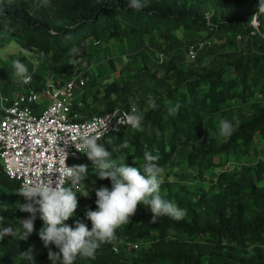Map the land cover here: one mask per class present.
Masks as SVG:
<instances>
[{"label": "trees", "instance_id": "1", "mask_svg": "<svg viewBox=\"0 0 264 264\" xmlns=\"http://www.w3.org/2000/svg\"><path fill=\"white\" fill-rule=\"evenodd\" d=\"M142 2L146 6L137 12L128 7V0H0V12L15 28L7 33L10 38L17 39L28 52L65 57V63L53 73L58 77L80 76L90 69L93 57L89 42L99 45L104 37L119 39L125 29L144 35H174L183 29L199 35L206 32L208 39L226 33L247 37L248 46L243 51L222 55L224 64L219 71L185 69L172 57L162 74H151L152 82L144 91L134 92L112 81L94 95L105 100L107 109L114 99L120 107L97 110L92 116L113 109L129 110V99L136 100L145 113L143 132L123 127L100 143L112 153V159L119 162L123 158L127 165L143 171L145 151L159 155L158 163L165 167L183 150L187 152L188 169H195L199 176L215 171V189L209 193L205 188L192 190L182 185L173 191L164 182L162 198L186 210L181 221L163 217L151 224V212L140 205L131 222L117 229L115 241L102 245L94 259L77 257L74 264H264V152L254 158L257 146H264V12L259 10V0ZM254 20L259 23V31L252 25ZM4 33L0 23V36ZM74 46L79 49L77 54L70 53ZM149 96L157 104L155 109L147 103ZM249 104L252 113L247 120H230L237 125L231 137L220 136L218 128L215 135L206 132V117L226 119L231 107ZM173 108L176 111L170 113ZM77 112L80 114L79 109ZM124 141L129 146L119 148ZM134 159L139 162L137 166ZM81 163L95 170L86 154L72 165ZM96 179L83 187L84 192L89 191L87 198H94L92 210L96 209L93 189L111 188L110 180H101L98 175ZM69 186L78 195V206H83L86 197L79 196L82 193L71 180ZM20 188L18 181L6 176L0 163V202L12 207L0 210V230L14 231L0 240V264H29L21 251L30 247L35 264H52L49 248L53 252L59 249L54 245L45 248L40 240L43 221L39 212L33 233L26 241L20 239V220L29 217L18 207L26 203L17 194ZM135 246L142 247L137 250Z\"/></svg>", "mask_w": 264, "mask_h": 264}, {"label": "clouds", "instance_id": "2", "mask_svg": "<svg viewBox=\"0 0 264 264\" xmlns=\"http://www.w3.org/2000/svg\"><path fill=\"white\" fill-rule=\"evenodd\" d=\"M9 3L12 0H8ZM146 6L142 0H128V7L139 12ZM259 10L264 12V0H259ZM0 23L6 33L15 31L11 27L10 19L0 12ZM79 49L73 47L71 54H77ZM161 62L163 59L161 58ZM13 72L11 79L16 82L28 84L32 75L27 65L20 59L12 61ZM148 105L155 109L157 104L153 97L147 98ZM6 100L0 97V108H3ZM129 110L118 119V124L139 132L145 130V113L138 107L136 100L129 99ZM179 108V105L176 106ZM7 111V109H4ZM175 108L169 109L174 113ZM238 123V122H237ZM236 124L228 119H221L218 122V134L222 137H231L236 130ZM159 133L157 132V135ZM216 133H209L215 135ZM99 136L91 135L87 131L78 136L79 144H75L77 151L86 154L95 174L99 179L111 181V188L100 186L94 188L96 209H88L85 218L91 222V228L80 219L74 221V227L66 224L73 218L78 208V195L72 186L65 187L63 181L51 178L33 184L23 185L18 195L24 197L26 203L18 205L20 211L30 214L29 217L20 220L22 234L20 239L27 240L35 230L36 213L39 212V219L43 221L38 236L45 248L54 245L59 252H53L49 248L48 259L52 264H74L77 257L94 259L97 250L106 243L117 239V229L128 225L131 218L136 214L140 205L145 206L151 212V224H156L163 217L173 221H181L186 216V210L180 208L176 203L162 198L160 195L161 185L164 183V167L160 166L159 155H152L144 152L143 171L140 167L129 166L123 158L112 159V153L105 150L102 144L98 143ZM128 142L124 141L119 148H127ZM134 163L137 160L134 159ZM88 165L78 164L72 167L66 166L65 175L71 178V185L84 183L88 179ZM79 196L89 197V191ZM14 234L12 228L0 230V240L5 236ZM21 256L35 264V255L30 247L27 251H21Z\"/></svg>", "mask_w": 264, "mask_h": 264}, {"label": "rangeland", "instance_id": "3", "mask_svg": "<svg viewBox=\"0 0 264 264\" xmlns=\"http://www.w3.org/2000/svg\"><path fill=\"white\" fill-rule=\"evenodd\" d=\"M256 25L259 26L258 21ZM246 40L247 37L240 38L235 33H226L208 39L206 32L199 35L183 29L174 35L156 32L144 35L140 32H130L125 29L119 39H107V37H104L99 45L90 41L88 51L93 57V65L90 69L84 70L83 73L92 81L94 80V82H91L82 92L76 93V101L85 103V105H81L79 111L92 115L97 110H100L99 112L106 111L105 100L95 99L94 95L102 90L104 84H109L112 81L127 85L134 92L139 89L144 91V88L152 82L151 74L153 72L162 74L164 65L172 57L185 69L219 71L224 64L222 55L225 52L243 51L248 46ZM205 42H210L211 47H205ZM192 49L198 53V57L194 61H190L188 58V52ZM161 56H165L167 60L161 62ZM16 59H20L27 65L32 76L56 74L57 71L55 70L65 63V57L61 54L50 53L45 55L28 52L23 49L17 39L10 38L7 33L4 34L0 38V97L8 100L14 99L23 87L22 82H16L11 79L13 72L11 65L12 61ZM31 65L35 67V71H30ZM45 100V98L40 100L43 106L47 105ZM112 107H120L115 99L109 103L108 109ZM231 108L226 119L236 123L247 120L252 113L251 104ZM221 119L225 118L220 116L206 117V132H215ZM181 151L170 164L164 167V182H168L173 191H177L180 186L186 185L192 190L205 188L209 193H212L215 189V171L199 176L195 169L186 167L185 158L187 152ZM261 152H264V146L258 145L254 152V158L258 159ZM133 164L137 166L139 162L137 161V163ZM96 178L95 170H89L88 179L78 185L83 190L86 182H95ZM93 202L94 198H86L84 205L78 206L77 212L85 214L89 208L91 209ZM11 209L12 207L8 202H0V210L9 211ZM28 215L30 216L29 213H27ZM23 219H25V216ZM88 227L89 229L91 228L90 226ZM141 247L135 246L137 250Z\"/></svg>", "mask_w": 264, "mask_h": 264}, {"label": "built area", "instance_id": "4", "mask_svg": "<svg viewBox=\"0 0 264 264\" xmlns=\"http://www.w3.org/2000/svg\"><path fill=\"white\" fill-rule=\"evenodd\" d=\"M256 23L254 20L252 25L259 31ZM204 44L211 47L210 42ZM197 57L196 50L188 52L190 61ZM89 82L88 77L81 76L67 80L54 74L43 79L32 76L14 99H5L6 104L0 108V163L8 178L18 181L21 187L49 178L59 179L67 187L71 178L65 175L66 166L72 167V162L84 155L74 144H79L78 136L87 131L99 136L101 143L126 127L119 125L118 119L128 110L113 109L100 116L80 118L77 109L82 103L76 101V93L87 88ZM42 98L46 106L41 104ZM75 189L83 191L78 184ZM76 219L91 227V222L77 211L65 223L74 226Z\"/></svg>", "mask_w": 264, "mask_h": 264}, {"label": "crops", "instance_id": "5", "mask_svg": "<svg viewBox=\"0 0 264 264\" xmlns=\"http://www.w3.org/2000/svg\"><path fill=\"white\" fill-rule=\"evenodd\" d=\"M5 34V33H4ZM4 34H2L1 36H0V38L4 35ZM8 40V39H7ZM32 66V65H31ZM56 70H58V69H56ZM55 70V71H56ZM30 71H35V67L34 66H32L31 67V70ZM49 75V74H48ZM48 75H43V76H48ZM53 75V74H52ZM85 74L84 73H82L80 76L81 77H87V76H84ZM61 77L63 78V79H65V80H67V79H69V77L68 76H66V75H61ZM82 92V91H81ZM86 97V96H85ZM13 99V98H12ZM85 99V98H84ZM83 99V100H84ZM82 104H84L85 105V103H83V101L81 102ZM97 110V109H96ZM92 116V114H86L85 112L83 113V112H80V118L81 119H86V118H89V117H91Z\"/></svg>", "mask_w": 264, "mask_h": 264}]
</instances>
